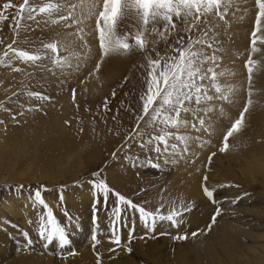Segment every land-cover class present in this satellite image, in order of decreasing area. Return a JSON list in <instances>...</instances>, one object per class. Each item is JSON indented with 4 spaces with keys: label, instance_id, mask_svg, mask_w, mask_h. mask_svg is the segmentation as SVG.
Instances as JSON below:
<instances>
[{
    "label": "rangeland",
    "instance_id": "rangeland-1",
    "mask_svg": "<svg viewBox=\"0 0 264 264\" xmlns=\"http://www.w3.org/2000/svg\"><path fill=\"white\" fill-rule=\"evenodd\" d=\"M4 2L6 0H0V5ZM11 2L14 5H19L22 0H11ZM243 7L248 9L247 13H241L245 16V19L232 24L231 37L221 36L226 49L221 54L223 55L222 66L234 72V75L227 79L229 83L235 85L238 89L234 96L235 103L232 105L225 103L223 105L224 114L220 115L217 112L213 116V123L216 127L213 134L199 133L202 140L209 141L208 144L200 147L197 143H193L190 146V153L184 159H179L178 163L169 164L160 170L147 166V160L149 158L155 159V153L142 149L135 142H131L130 147L124 148V136L136 126L135 115L138 114L139 110V94L142 87L141 80L143 79L141 76L142 70L138 67L141 63L139 57H113L102 64L98 73L90 75L99 60V56L98 42L89 36L87 39L90 41L91 55L86 61V66L79 73L61 75L60 70L55 69V75H53L52 72H42L39 68L19 61L14 62L13 66L22 69L20 72H13L10 67H0V121H3V123H0V214H6V218L8 217L7 219L10 221L12 219L13 222L10 223L16 228L15 231L19 235L21 234L20 236H24L25 242L32 239L31 248H26L27 243H22L19 252L29 253L33 249H43V255L49 253L48 255L53 256V249H60L61 251L70 244L58 248L51 244L47 248L43 247L46 241H42L38 237V224L40 223L39 217L44 214V210L42 206L34 204L32 197L36 190H41L42 198L52 210L58 223L66 228L69 239H74L77 236H87L89 254L94 261H97L98 254L101 260L107 258L106 255L111 256L112 259L114 256V259H116L122 254L124 257L134 259L133 261L136 264H150L138 254L136 248L139 246L144 248L149 245L148 243L151 244L154 241L160 247L164 245L163 250H171L174 246H181L186 241L196 239L201 234L196 238H191V232L188 234L189 238L184 241L173 239L174 236L184 234L183 231L188 230L194 216L210 213L207 222L209 224L216 208L220 207L222 208V214L217 217L216 224H218L221 222L220 218L222 216V219L228 218L226 217L227 211L237 210L240 207L246 206L252 210H264V191L259 186L245 183L243 179L230 175L231 168H228V165H242L245 160L264 156V58L260 55L254 57L261 61V66L260 71L254 73L253 95L251 97L253 105L250 111L246 113V127L241 133L229 138L230 148L236 145H239V147L236 151L218 152L223 133L230 126V122L238 118L239 111L243 110V104L248 99L247 70L244 69L243 64L247 58L245 49L248 46L254 23L256 11L254 0H248ZM17 10V8L6 11L0 9L8 17L7 20L0 21V40H3V43H0V55L7 50V45L12 43L13 39L18 40L16 44H13V47L33 50L41 41L50 42L53 38H58V35L64 34V30L60 25H52L50 22L45 25L43 23L44 17H38L41 20L40 26L37 28L34 22H28L32 24L35 30L21 31L20 36L17 38L13 29L9 27L10 24H13L12 16L15 15ZM131 23V20H125L121 30L127 31V26ZM76 43L78 45L81 42L77 40ZM83 51L85 50H81L82 53ZM236 52L243 55L237 56ZM44 63L48 67H52L50 61L46 60ZM28 73H34V75L29 76ZM72 89L76 90L75 102L72 99ZM26 91H38L52 97V99L50 101L36 100L22 94ZM113 91H115V96H113ZM14 92H17L18 96H12ZM106 102L107 109L104 107ZM29 108L32 110L28 111ZM21 112H23V115H18ZM13 116H16L15 120L12 119ZM113 117H116V119H113ZM65 121L69 123L66 124ZM80 129H83V131H80ZM181 132L196 134L192 129H181ZM113 152L116 153L115 158L112 155ZM214 152L216 155L209 163L208 157ZM69 156L72 157L67 160ZM126 156L127 159H125ZM217 161L222 163L216 166ZM159 162L163 164L162 160ZM36 164L39 166H36L38 169L36 167L32 169L31 166ZM43 165L49 166L47 172L44 171ZM40 167L45 173L42 172ZM13 169L16 172L21 169L22 173L17 172L16 174ZM94 172L99 173V175L93 177L92 173ZM18 174L24 176L17 178ZM205 175L212 178L210 180L209 177L206 186L213 190V199L222 190L235 191L236 195L225 198L224 203L221 205H214L212 203L213 199L209 200L203 195L202 184ZM32 177L36 180H32ZM90 179H103L111 189L136 204H144L145 200L149 201L150 203L144 205L148 210L154 211L159 207L162 200L169 202L175 200L178 205L183 201L184 206L191 203L193 208L190 212L184 213V223L179 228L171 227L170 222H161L156 226L154 232H148L140 221L139 214L129 209L122 213L118 225L121 244L115 245L110 238L115 227L113 224V206L116 198L109 195L107 203H105L100 193H93L92 186L88 183ZM110 179L111 181H109ZM190 183L191 186H198L200 195L206 203H202L203 201L198 199H190L185 191L184 195L180 192L176 194L173 189ZM116 184L117 187H114ZM187 189L189 188L187 187ZM82 193L87 194L90 198V203L86 206L90 216V225L95 227L94 213L96 219L100 215L107 216L106 221L109 224L106 231H97V227L91 228V232L82 230L83 221L87 217L80 212L83 207V203H80L83 199ZM61 196H63L62 200L60 199ZM14 198L16 201H21L23 198H25L23 200H27L26 203H19L22 205L19 209L23 215L25 214L24 218L27 220V225H30L28 229L19 222L20 225L15 219L16 217L8 215L6 209L3 208V202L7 200H11L13 205H17L18 202L16 203L13 200ZM245 199L246 201L250 199L249 201L252 203L246 202ZM97 201L99 202L97 203ZM72 202L75 207L79 208L74 209ZM245 202L248 204L244 205ZM77 203L79 205H76ZM168 210L169 208L166 205L165 208L161 209V212L166 213ZM243 214L245 213L243 212ZM191 216L193 217L191 218ZM242 217L243 215L240 216L241 219ZM233 218L240 219L239 216H234V214ZM247 218L249 223L247 221L244 229H241L244 233L248 232L246 236L244 234L245 237H242L243 235L239 236L246 256L250 254L246 252V247L252 245L255 241H259L252 239L250 233H254L258 229L256 227L264 224L263 216L250 215ZM242 221L246 222L245 220ZM207 223L204 228L195 231L202 232L204 236L203 230L206 229ZM0 226V230L4 232L6 227L2 223H0ZM137 230H140L139 233ZM130 232L132 239L129 243ZM161 233L167 234L161 235ZM93 234L97 235L98 243L91 239ZM137 236L138 238H136ZM141 237H144V239H141ZM164 238L166 240L170 239V242L165 244ZM136 241L138 242L136 243ZM140 241H142V244H140ZM94 243H96L95 249L93 248ZM128 247L131 248L130 252L126 250ZM109 249H115V251H109ZM172 252H174L173 249L169 251L170 256L174 255ZM195 252L193 256L196 254L198 261H201L202 264H210L213 256L216 257L221 253L216 249L214 255L209 254L202 248L200 250L195 249ZM70 253H75L74 251L68 254L71 258L75 257L76 253L75 255ZM53 257L61 259L58 255ZM209 258L211 259L209 260ZM214 259L216 260V258Z\"/></svg>",
    "mask_w": 264,
    "mask_h": 264
},
{
    "label": "snow or ice",
    "instance_id": "snow-or-ice-1",
    "mask_svg": "<svg viewBox=\"0 0 264 264\" xmlns=\"http://www.w3.org/2000/svg\"><path fill=\"white\" fill-rule=\"evenodd\" d=\"M247 2L248 0H22L19 5H14L11 0H6L0 5V9H18L12 16L13 24L9 25L17 38L21 31L35 30L28 22H34L38 28L41 24L38 17H44L45 25L49 22L60 25L64 34L50 42L41 41L33 50L13 47L18 42L13 39L7 45V50L0 55V67H10L13 72H20L22 69L13 66L14 62L19 61L39 68L42 72H52L53 75L55 69H59L61 75L79 73L91 55V45L87 39L89 36L98 42L99 56L90 75L98 73L102 64L113 57H139L141 63L138 67L142 70L143 77L139 110L135 115L136 126L124 136V148L135 142L142 149L155 153V159L149 158L147 166L160 170L184 159L190 153L193 143L200 147L208 144L209 141L202 140L199 133L213 134L216 131L213 116L217 112L224 114L225 103H235L234 96L238 89L227 79L234 72L222 66L221 54L226 49L221 36L231 37L232 24L245 19L241 13H247L248 9L243 7ZM254 3V23L245 49L247 58L243 64L247 70L248 99L243 104V110L239 111L238 118L231 121L223 133L221 145L218 147L219 153L236 151L239 147L236 145L230 148L229 138L241 133L246 127V113L253 105L251 97L254 73L260 71L261 66V61L254 57L260 55L264 58V0H254ZM7 19L4 12L0 11V21ZM125 20H131L132 23L127 26V31H122ZM77 40L81 42L78 45ZM81 50L85 51L82 53ZM236 55L243 54L236 52ZM46 60L50 61L52 67L44 63ZM27 75L33 76L34 73ZM22 94L40 101L52 99L38 91H26ZM12 96H18V93L14 92ZM72 99L75 102V89H72ZM104 107L107 109V102ZM18 115H23V112ZM12 119L15 120L16 116ZM181 129H192L196 134L181 132ZM112 155L116 157L115 152ZM215 155V152L209 155V163ZM161 160L163 164L159 162ZM98 175L97 172L92 173L93 177ZM208 180L209 176L205 175L202 191L205 197L212 200L214 192L206 186ZM88 183L94 194H101L105 203L109 195L116 198L113 206L115 227L110 238L115 245L121 244L118 225L122 213L129 209L139 214V219L148 232H154L161 222H170L171 227L179 228L184 223V213L193 208L191 203L184 206L183 201L178 205L175 200H162L159 207L152 211L144 206L149 201L136 204L111 189L103 179H90ZM32 199L34 204L42 206L44 210L38 224V237L46 241L43 247L57 243L60 247L68 245L70 239L66 228L58 223L42 198L41 190H36ZM166 205L169 210L162 213L161 209ZM221 214L222 209L216 208L203 234L206 235L212 230ZM93 219L95 222V213ZM165 234L167 233H161ZM200 234L193 231L190 235L196 238ZM188 238L187 233L173 237L179 241ZM91 239L98 243L96 234ZM131 239L130 232L129 243ZM32 243L28 240L26 248H31ZM96 243L93 244L94 249ZM126 250L130 252L131 248ZM96 264H101L99 254Z\"/></svg>",
    "mask_w": 264,
    "mask_h": 264
},
{
    "label": "bare ground",
    "instance_id": "bare-ground-1",
    "mask_svg": "<svg viewBox=\"0 0 264 264\" xmlns=\"http://www.w3.org/2000/svg\"><path fill=\"white\" fill-rule=\"evenodd\" d=\"M71 157L72 156H69L67 158V160H69ZM220 163H222V162L217 161L216 166L220 165ZM36 166H38V164L32 165L31 167L33 169V167L35 168ZM8 167H11V166H8ZM47 167H49V166H47ZM47 167L45 165H43V169L45 172H47ZM229 167L231 168L230 169V175H233L234 177H238V178L243 179V181H245V183L247 182L251 185L259 186L264 191V156H262L260 158H256V159L253 158L252 160L251 159L245 160V162H243L242 165H239V164H235L234 166L228 165V168ZM232 167H234V168H232ZM40 169L42 170L43 173H45L41 167H40ZM13 171L16 174H17V172L22 173L21 169H18L17 172L15 169H13ZM192 174H194V173H192ZM23 176H24L23 174L22 175L18 174L17 178H21ZM33 177H35V176H33ZM33 177H32V180H36V178H33ZM209 177L211 180L212 179L211 176H209ZM198 178H200V177H198ZM194 179H195V177H194ZM225 180H227V179H225ZM109 181H111V179ZM191 183L189 185H186L183 187L177 186L178 188L177 187H174V188L172 187V188L174 189L176 194L180 192V194L184 195V191H185V193L187 194V196L190 199L193 200V198H194V199H198V200L203 201V199H202L203 197H201V195H200L201 193L198 189V186H191L192 184H195V183H192V184ZM176 184L178 185V183H176ZM195 185H197V184H195ZM114 187H117V184H116V186L114 185ZM119 187H121V186H119ZM187 187L189 189H187ZM122 190H124V189H122ZM256 190H257V188H256ZM226 192H227V194H226ZM84 195L85 194L82 195L83 199H81V201H80L81 204L83 203V207L81 206L82 209L80 212L85 217L86 216L87 217H86V219H84L85 222L83 221L82 230H85V232L86 231L89 232L91 228L97 227L98 230L95 229L97 231H101V230L106 231L108 224H109L106 221L107 216H104V215L98 216V218L96 219V221L94 223L95 227H93V225H90V223H89L90 216L88 215L89 212L86 210L87 209L86 206L90 203V201H89L90 198L87 194L85 195L86 197ZM234 195H236V192L232 191V190L231 191H227V190L226 191L225 190L219 191L216 194L215 198L212 200V203L214 205H221L224 203L225 198L232 197ZM23 199H25V198H23ZM23 199L21 201H16L14 198L13 200L16 201V203L18 202L17 205H13L11 203V200H7V201L3 202V204H4L3 208L6 209L8 215L10 214L12 217H14V218L16 217L15 219L18 221V223L19 222L22 223V226L27 227V229H28V227L30 225L29 226L27 225L28 224L27 220H26V218H24L25 214L23 215V213L20 211L22 205H20L19 203H21V204H22V202L26 203V201H27V200H23ZM233 200H235V199H233ZM245 201H246V199H245ZM248 201H246V202H248ZM246 202L244 203V205L248 204ZM250 202L251 201H249V203ZM202 203H206V202L203 201ZM76 205H79V204L77 203ZM198 205H199V203H198ZM72 207H75L74 203H73ZM76 207L74 209H76ZM229 207H231V206L229 205ZM77 208H79V207H77ZM206 211H207V209H206ZM212 211H211V213H212ZM225 211H226V209H225ZM243 212L245 214H243ZM233 214H234V216L235 215L239 216V218L241 215H243L244 218L242 217V219L241 218L235 219V218H233ZM5 215L0 214V223H2L6 227L4 232L0 230V264H96V261H94V259L89 254V247L87 244V241H88L87 236H77L74 239L71 238L70 244L68 246L66 245L67 247H64V249H62L61 251H60V249L59 250L58 249L52 250V254L60 256L63 261L61 259L54 258L53 257L54 255L53 256L48 255L49 253L46 255L44 253V255H43L42 254L44 252V251H42L43 249L42 250L33 249V251H29V253H26V252L21 253V251L19 252L21 244L27 243V242H25V239H23L24 236H20L21 234L19 235V233H17L15 231L16 228L10 223L12 221V219H11V221L8 220L7 219L8 217L6 218ZM250 215L251 216L252 215L253 216L254 215H260V216L264 217V210H262V209L261 210H252V209H248V207L244 206V207H240L237 210L234 209L232 211H227L226 217H228V218L222 219L223 218V216H222V218H220L221 222L216 224V226H213L214 228L211 230V232L208 235L203 236L202 232H200L201 235L192 241H188V242L186 241L185 244L180 243V244H182L181 246H174L173 245L174 248H172V249L174 250V252H172V253H174V255H171V256H170L169 251H171L172 249L171 250L170 249L163 250L164 245H162V247H160L156 243H154V241L151 244L148 243L149 245H147L144 248H142L143 246L142 247L139 246L136 249H137L138 254H140L141 257H143L147 261V263H150V264H202L201 261H198L196 254H195V256H193L195 249L200 250L201 248L205 249V252H208L209 254L211 253L213 255H214V251H216V249L221 252L220 254H218V256L215 254L216 257L215 256H213V258L211 257L212 260H211L210 264H264V224H262V225L258 224L259 226L256 227L258 229L255 230L254 233H250V236L253 237L252 239L262 241L260 243H259V241H257V242L255 241L253 244L251 243L252 245H250V246L248 245V247H246V252H249L251 254L250 255L247 253L250 257H247L248 255L246 256L245 252L243 251L244 248L241 245V241H240L241 238L239 236L240 235H243L242 237L246 236V233L248 231L246 233H244L243 229H244V226L247 224V221L249 223V220L247 217H249ZM192 217L193 216H191V218ZM209 217H210V213H208L206 215L201 214L199 216L198 215L194 216L192 218V224L189 223L191 225L189 226L188 230L183 231L184 234H185V232L187 234H189L195 230H199L201 228H204L206 223L209 220ZM236 218H238V217H236ZM263 219L264 218H262V220ZM242 220H245L246 222H244ZM183 227H185V226L183 225ZM241 228H243V229H241ZM137 231L139 233L140 230H137ZM99 234H100V232H99ZM137 234H135V235H137ZM244 234H245V236H244ZM86 235H87V233H86ZM25 238H26V236H25ZM30 238H32V237H30ZM136 238H138V236ZM30 240H32V239H30ZM137 242L138 241H136V243ZM141 242L142 241H140V244H142ZM165 242L164 243L167 244L168 242H170V239L169 240L165 239ZM51 245H55L57 248L60 247L58 245V243L57 244H51ZM51 247L54 248L53 246H51ZM34 248H35V246H34ZM38 248H40V247L38 246ZM41 248H42V246H41ZM71 251H74L76 253L75 257L71 258V256H69L68 253ZM65 254H68V255L64 256ZM106 257L107 258H103L101 260V264H136V262L133 261L134 259L124 257L122 254H120L118 256L119 258H116V259H114V256H113V259L109 255H106ZM211 258H209V260ZM214 258H216V260ZM139 262H140V260H139Z\"/></svg>",
    "mask_w": 264,
    "mask_h": 264
}]
</instances>
